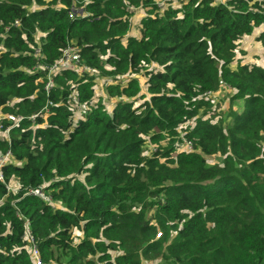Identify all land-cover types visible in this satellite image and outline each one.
<instances>
[{"label":"trees","instance_id":"16d2710c","mask_svg":"<svg viewBox=\"0 0 264 264\" xmlns=\"http://www.w3.org/2000/svg\"><path fill=\"white\" fill-rule=\"evenodd\" d=\"M75 1L0 0V111L24 117L0 139L17 162L0 181V264H32L26 222L42 264H264V67L235 60L254 32L264 50V0H188L162 13L165 0H88L85 17L69 18ZM68 44L113 82L111 113L94 103L90 73L59 72L44 91L37 67ZM220 83L242 101L225 129L199 117ZM72 94L89 106L82 118ZM145 139L167 146L145 157ZM182 143L193 151L177 152ZM212 156L223 164L208 167ZM38 187L59 206L30 196Z\"/></svg>","mask_w":264,"mask_h":264},{"label":"built area","instance_id":"2783aa9c","mask_svg":"<svg viewBox=\"0 0 264 264\" xmlns=\"http://www.w3.org/2000/svg\"><path fill=\"white\" fill-rule=\"evenodd\" d=\"M186 1L188 0H165L156 5L159 10V13H162L167 8L169 3L171 5L176 4L177 6H179ZM210 1H212L213 4L215 5H224L226 2V0H210ZM80 2H83V8L85 5L88 4V0H80ZM121 2L124 5L128 4L127 0H121ZM75 16H79V15L73 13L71 9L68 12V17L73 18ZM80 16L85 17V13H83ZM14 26H19L18 22H15ZM39 54H40L39 49H37L34 53V57L39 58ZM37 70L45 73L46 77L43 81L44 82L43 89L46 93H48L51 87L54 86V77L59 72L70 71V72H80V73H92V70L90 68L86 67L80 62V48L76 45H70V44H68L66 48L61 52V57L53 65L51 66L40 65L37 67ZM220 86H224V85L220 83ZM68 105L73 110L75 115L78 116L79 118L84 117L89 110V106L84 102H80L78 98L76 97V94H72L68 97ZM43 112H44V115L46 116L49 112L48 108L46 107L43 110ZM36 117L37 115H32L28 117V119L31 122H33ZM23 120H24V117H22L21 115H12V114H7V113L4 114L0 111V139H5L9 141L10 133L15 128H18L21 125ZM4 122L6 124V127L3 128L2 123ZM188 145L191 149V145L190 144ZM8 165H17V162L13 159L10 151L5 152L4 154H0V181L1 182H4L3 168ZM7 190L8 192H12L8 184H7ZM29 194L32 197L40 199L47 205H51L53 203L52 198L48 194H46L43 188L41 187L30 190ZM25 225H26V230L24 233V241L27 244L25 246L26 253L29 255V258L32 264H42L41 259L39 258V255H38V249L36 247L34 237L28 229V223L26 222ZM159 237H160V234H157L155 238L158 239Z\"/></svg>","mask_w":264,"mask_h":264},{"label":"rangeland","instance_id":"374dc122","mask_svg":"<svg viewBox=\"0 0 264 264\" xmlns=\"http://www.w3.org/2000/svg\"><path fill=\"white\" fill-rule=\"evenodd\" d=\"M83 8V2L80 1H75L74 6L72 7V12L77 14V15H82L84 12ZM137 12H140L138 10ZM39 37H37V40ZM241 44L240 46H242ZM253 45V44H252ZM243 49H237L236 56L239 59H243L244 61H248L250 63H253V65L256 66H261L263 64L264 66V55L262 53H256V56H249L247 60H245L246 53H243ZM240 61V60H237ZM88 77H91L94 81V103L102 104L106 111L109 113L112 112V109L115 105V103L119 100L109 98L107 94V89L109 85H112L113 82L110 79L102 78L97 76L95 73H90L88 74ZM128 78V77H127ZM126 77L120 78L118 81H122V83H125V80L127 79ZM138 79L139 83L141 84V87L143 88V92L145 94V87L143 86L144 84V78L140 76H136ZM233 96V91L228 89L226 86H220L217 93L209 96L210 103L212 104L211 110L207 111L204 113V110H200L199 112V117H201L204 120H208L211 123H217L222 127V129H225L227 125L230 123V116L231 114L238 113L242 110V101L237 100L233 101L232 99ZM148 98V97H147ZM124 101L125 99H121ZM136 104H134V108L137 112H140V108L136 109L139 104H141L143 101L141 100H135ZM193 121L189 122V124H186L184 126V129L189 128L190 126H193ZM167 141H161V143L158 146H155L151 143L148 142V140L145 139V157H149L151 153L156 152V149L159 148V151L161 149L165 148L167 146ZM192 148L190 149L188 144L182 143L178 148L177 152H192ZM163 161V160H162ZM223 164V158L220 156H212L208 157L206 159V165L208 167L211 166H221ZM9 188L11 189L12 192H15L17 190V182L14 180H11L9 183ZM52 207L59 206L58 203H52ZM152 216L151 212H148L146 217L149 219ZM152 223V222H151ZM74 236L76 239H80L81 236L77 231H74ZM173 236V234H172ZM141 264H166L162 262L160 259H155L152 261L149 260H142Z\"/></svg>","mask_w":264,"mask_h":264},{"label":"crops","instance_id":"0c3cea01","mask_svg":"<svg viewBox=\"0 0 264 264\" xmlns=\"http://www.w3.org/2000/svg\"><path fill=\"white\" fill-rule=\"evenodd\" d=\"M145 15V11H140V12H136L135 16L132 19V30L130 31V36H132L134 39H139L140 38V31L139 28L137 29V26L139 25V23L141 22V20L144 18ZM263 30V29H261ZM258 35V31L254 32L253 35L249 36V37H244L241 39V41L239 42V46H238V50L239 49H243V53H246V57L245 60L248 59L249 56H256V53H262L264 55V50L261 48L260 44L257 43L255 41L256 36ZM241 44H243L242 46H240ZM253 44V45H252ZM235 60H240L238 62H242L243 64H253L250 63L248 61H244L243 59H239L237 56L235 57ZM260 67H264L263 64H261Z\"/></svg>","mask_w":264,"mask_h":264}]
</instances>
